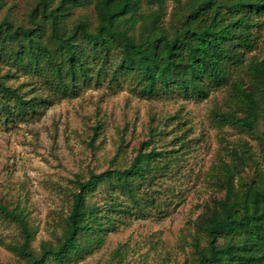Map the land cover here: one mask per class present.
<instances>
[{
    "label": "trees",
    "instance_id": "1",
    "mask_svg": "<svg viewBox=\"0 0 264 264\" xmlns=\"http://www.w3.org/2000/svg\"><path fill=\"white\" fill-rule=\"evenodd\" d=\"M166 2L35 0L27 24L0 21V61L70 96L106 77L114 84L126 80L147 97L178 92L202 100L229 85L238 110L214 114L223 124L252 132L264 163V132L258 129L264 120V57H247L262 36L264 0H175L168 23ZM90 5L94 22L76 14ZM43 100L0 76V122L37 113ZM143 145L126 167L76 176L62 235L56 243L43 241L39 251L32 247L35 232L24 210L0 201V213L21 231L22 240L9 245L25 261L17 264L64 262L91 249L87 235L99 206L88 195L102 187L134 197L136 183L148 177L160 153ZM231 156L216 165L218 193L195 221L193 259L183 264H264V165L254 160L252 174H245L252 159L247 144L233 148Z\"/></svg>",
    "mask_w": 264,
    "mask_h": 264
},
{
    "label": "rangeland",
    "instance_id": "2",
    "mask_svg": "<svg viewBox=\"0 0 264 264\" xmlns=\"http://www.w3.org/2000/svg\"><path fill=\"white\" fill-rule=\"evenodd\" d=\"M34 3L0 0V21L27 24ZM174 5L175 0H167L166 23ZM76 14L96 20L92 5ZM247 57H264V29ZM14 73L0 61V76L23 92L40 94L44 102L35 114L0 122V201L27 214L37 251L43 241L56 243L62 235L76 176L86 179L90 171L128 166L142 142L144 151L160 152L148 177L136 183L134 197L121 190L109 194L102 187L88 195L99 206L87 235L91 249L82 257L47 264L191 261L195 221L218 193L214 174L219 161L230 160L233 148L247 144L252 159L245 174H252L254 160L264 165L255 135L223 124L214 114L238 110L229 85L202 100L178 92L147 97L126 80L114 84L106 77L70 96L55 93L22 71ZM258 129L264 132V120ZM21 240L17 223L0 213V264L25 263L9 248Z\"/></svg>",
    "mask_w": 264,
    "mask_h": 264
}]
</instances>
